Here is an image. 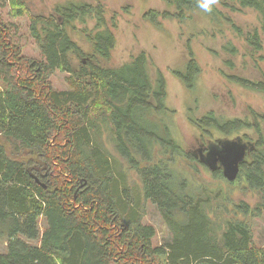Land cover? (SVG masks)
<instances>
[{
    "label": "trees",
    "instance_id": "obj_1",
    "mask_svg": "<svg viewBox=\"0 0 264 264\" xmlns=\"http://www.w3.org/2000/svg\"><path fill=\"white\" fill-rule=\"evenodd\" d=\"M6 1L14 16L27 15L24 0ZM165 1L173 13L148 9L144 18L159 26L161 18L182 21L200 9L198 0ZM218 5L234 13L254 10L259 27L241 33ZM55 12L59 18L29 15V34L40 59L23 55L0 18V239L6 243L0 264H264V247L253 242L249 226L233 220L224 227L219 220L213 224L206 200L197 194V173L185 178L174 167L181 158L188 168L195 170L190 163L197 162L224 179L220 166L210 167L198 150H184L160 118L169 111L163 74H150L144 51L118 66L108 65L117 13L107 17L99 0L68 2ZM207 15L245 35L251 52L264 50V0H216ZM88 20L94 21L90 29L74 23ZM69 31L80 33L90 50L84 51ZM229 46L226 50L235 54ZM187 52L183 70L175 75L191 86L200 66L190 45ZM57 70L67 74V89L52 88L50 77ZM227 76L264 96V80ZM252 113L253 123L223 120L212 111L190 121L208 135L255 129V141L238 135L216 139L203 152L223 144L244 145L235 180L244 178L264 210V114L259 120L261 115ZM104 126L116 153L138 175L143 197L156 206L171 232L163 245L153 247L154 228L141 223L143 209L130 197L125 174L100 144ZM39 218L44 221L41 235Z\"/></svg>",
    "mask_w": 264,
    "mask_h": 264
},
{
    "label": "rangeland",
    "instance_id": "obj_2",
    "mask_svg": "<svg viewBox=\"0 0 264 264\" xmlns=\"http://www.w3.org/2000/svg\"><path fill=\"white\" fill-rule=\"evenodd\" d=\"M97 0H24L27 15L14 16L6 0H0V18L14 33L15 40L21 45L24 56L40 59L38 48L29 34L31 16L59 18L55 7L68 2H86L95 4ZM106 8V16L117 13L115 46L111 53L110 66H118L127 62L135 54L144 51L148 58L149 71L152 76L159 70L166 81V98L164 104L168 112L160 114L171 130L174 140L184 150H198L220 139L227 141L238 135L243 141H255L258 134L254 128H242L238 132L228 133L213 130L212 135L203 132L190 119H198L212 111L217 117L225 119L237 118L253 123L252 111L261 115L263 120L264 96L262 93L249 89L232 81L226 75H238L251 81L264 80V50L251 52L245 41V35L231 29L225 20L212 21L207 12L201 9L193 11L186 19L178 21L170 17L160 19V25L155 26L147 21L143 14L148 9L174 12L165 0H99ZM218 11L232 18L241 29L248 33L259 27L256 12L244 8L242 12L234 13L218 5ZM219 16V14H218ZM78 28L90 29L93 20L85 25L74 22ZM69 35L84 51L90 50L89 43L80 33L69 31ZM187 45H190L193 55L200 66V72L191 86H186L176 75L177 70H183L188 60ZM232 45L235 54L229 53L227 47ZM227 49V50H226ZM261 57V58H260ZM227 61L231 62V65ZM76 67V65H74ZM65 72L55 71L50 77L54 89H67ZM4 85L0 81V89ZM264 140V121L260 122ZM101 146L105 152L119 164V171L127 178L130 197L141 205V223L151 225L155 235L152 238L153 247L163 245L170 240L171 232L163 221L158 209L150 200L142 195L141 182L135 171L131 170L125 161L116 153L110 141L109 128L104 126L101 132ZM227 139V140H226ZM195 170L188 168V163L181 158L176 159L174 167L184 173L185 178L193 177L197 194L206 200V210L213 224L221 221L224 227L227 220L246 223L252 233L253 242L264 246V211L258 208L260 196L251 190L244 178L228 181L225 177H216L211 170L197 162ZM219 172V171H218ZM231 182V183H229ZM39 235L44 221L39 218ZM215 236V228L212 225ZM1 237V236H0ZM35 244L38 239H27ZM5 241L0 239V252L5 251Z\"/></svg>",
    "mask_w": 264,
    "mask_h": 264
},
{
    "label": "water",
    "instance_id": "obj_3",
    "mask_svg": "<svg viewBox=\"0 0 264 264\" xmlns=\"http://www.w3.org/2000/svg\"><path fill=\"white\" fill-rule=\"evenodd\" d=\"M224 148L211 151L210 160L206 158L205 162L214 168L219 161L222 166V174L228 181H234L240 171V163L244 159L245 146L242 144H223Z\"/></svg>",
    "mask_w": 264,
    "mask_h": 264
},
{
    "label": "clouds",
    "instance_id": "obj_4",
    "mask_svg": "<svg viewBox=\"0 0 264 264\" xmlns=\"http://www.w3.org/2000/svg\"><path fill=\"white\" fill-rule=\"evenodd\" d=\"M216 0H198V7L204 12H211Z\"/></svg>",
    "mask_w": 264,
    "mask_h": 264
},
{
    "label": "flooded vegetation",
    "instance_id": "obj_5",
    "mask_svg": "<svg viewBox=\"0 0 264 264\" xmlns=\"http://www.w3.org/2000/svg\"><path fill=\"white\" fill-rule=\"evenodd\" d=\"M204 148L205 147H203V148H198V151H199V153H200V157H201V159H205L206 160V158L205 157H207L209 160H210V158H211V154H210V152L211 151H215V150H217V149H212V148H208V150L207 151H204L203 152V150H204ZM202 152H203V154H202ZM204 160V161H205ZM211 161V160H210ZM207 163V162H206ZM242 163V162H241ZM241 163H240V167H241ZM217 166H220V169L222 170V166L220 165V163H219V161L217 162ZM216 167V166H215ZM264 211V210H263ZM259 247H264V246H260L259 245Z\"/></svg>",
    "mask_w": 264,
    "mask_h": 264
}]
</instances>
